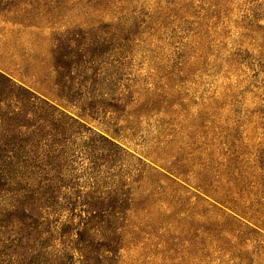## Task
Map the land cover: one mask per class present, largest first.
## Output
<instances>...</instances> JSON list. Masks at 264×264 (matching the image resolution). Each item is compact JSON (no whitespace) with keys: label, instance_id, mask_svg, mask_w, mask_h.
<instances>
[{"label":"rangeland","instance_id":"rangeland-1","mask_svg":"<svg viewBox=\"0 0 264 264\" xmlns=\"http://www.w3.org/2000/svg\"><path fill=\"white\" fill-rule=\"evenodd\" d=\"M2 135L73 169L56 259L114 189L100 264H264V0H0Z\"/></svg>","mask_w":264,"mask_h":264},{"label":"trees","instance_id":"trees-1","mask_svg":"<svg viewBox=\"0 0 264 264\" xmlns=\"http://www.w3.org/2000/svg\"><path fill=\"white\" fill-rule=\"evenodd\" d=\"M42 102L49 105L47 99ZM19 141L15 136H0V259L13 254L16 257L11 264H63V257L71 259L70 252L76 249L84 264H100V247L110 248L111 243L102 242L104 238L93 227L101 221L109 226L116 213L127 208L124 192L113 189L107 195L87 197L80 237L74 246H65L56 259L48 249V215L66 208L61 193L72 183L73 169L60 143H43L48 148L39 153L36 148L41 143ZM97 218L99 222L93 223ZM65 224L61 223L62 232L69 231Z\"/></svg>","mask_w":264,"mask_h":264}]
</instances>
